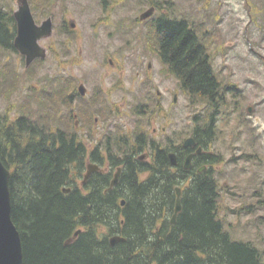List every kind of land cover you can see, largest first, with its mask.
I'll use <instances>...</instances> for the list:
<instances>
[{
    "label": "trees",
    "instance_id": "1",
    "mask_svg": "<svg viewBox=\"0 0 264 264\" xmlns=\"http://www.w3.org/2000/svg\"><path fill=\"white\" fill-rule=\"evenodd\" d=\"M147 24L159 58L194 111L189 134L196 146L201 137L212 142L221 99L205 43L208 32L192 17L160 14ZM14 37L11 7L0 0V54L15 53ZM13 79L12 70L0 68L1 95L15 90L7 87ZM145 107L136 113L145 114ZM65 123L52 128L27 115L10 119L0 113V160L10 172V215L23 264H264L255 246L234 241L223 230L214 164L201 173L197 167L186 171L178 135L155 142L140 127L109 132L108 170L92 173L82 184L86 162H97V151L89 156L81 136ZM144 150L149 160H138ZM170 153L176 155L175 166ZM118 166L117 183L110 187ZM176 187L181 211L171 224ZM115 235L125 242L110 245Z\"/></svg>",
    "mask_w": 264,
    "mask_h": 264
},
{
    "label": "rangeland",
    "instance_id": "2",
    "mask_svg": "<svg viewBox=\"0 0 264 264\" xmlns=\"http://www.w3.org/2000/svg\"><path fill=\"white\" fill-rule=\"evenodd\" d=\"M5 1L12 12L17 10V0ZM28 4L37 23L51 17L55 36L40 42L46 57L28 68L17 53L0 54V68L12 70L15 80L7 86L15 85V90L0 94V113L10 119L27 115L52 128L66 121L64 126L76 131L86 145L100 138L102 126L110 125L115 133L140 127L158 140L174 133L177 142L190 136L194 111L159 62L148 22L138 16L152 6L151 17H192L208 32L205 43L214 71L223 83L238 88L232 99L235 113L216 127L222 140L211 144L213 152L221 148L223 154L213 165L221 195L218 216L229 237L255 246L264 262V0H28ZM46 13L50 15L45 17ZM62 42L68 47L61 48ZM80 84L86 92L78 99L73 94ZM141 104H146L147 112L139 115Z\"/></svg>",
    "mask_w": 264,
    "mask_h": 264
},
{
    "label": "water",
    "instance_id": "3",
    "mask_svg": "<svg viewBox=\"0 0 264 264\" xmlns=\"http://www.w3.org/2000/svg\"><path fill=\"white\" fill-rule=\"evenodd\" d=\"M154 12V8L151 7L144 11L139 20L143 21L149 18ZM13 17L16 23V35L13 41L14 49L24 57L25 67H29L35 59H44L46 51L40 46L39 42L43 39L49 38L52 34V20L50 17L43 20L40 24L35 22L31 13L27 0H18L17 10L14 11ZM71 27H73L71 25ZM78 90L81 95H84L85 88L83 85L78 86ZM182 146L184 148H192L195 146V141L192 137L186 138ZM196 152H200L197 149ZM140 159L143 156L139 157ZM192 155H188L184 161V169H189L191 166ZM169 161L172 166L176 165V156L174 153L169 154ZM204 168H201V170ZM98 170V166L94 164H88L86 173L84 174L82 184L88 179V177ZM200 170V171H201ZM120 169L114 175V178L110 182V187L116 185ZM9 170L3 165L0 160V264H23V252L22 244L19 232L11 220V205H10V193H9ZM64 192H69V189H64ZM123 204V202L121 203ZM181 211V189L175 188V204L173 214L171 216L170 223L174 224L177 214ZM78 233V232H77ZM75 233V235L77 234ZM124 239L117 235L112 236L109 239L110 245H115L118 242H123Z\"/></svg>",
    "mask_w": 264,
    "mask_h": 264
},
{
    "label": "flooded vegetation",
    "instance_id": "4",
    "mask_svg": "<svg viewBox=\"0 0 264 264\" xmlns=\"http://www.w3.org/2000/svg\"><path fill=\"white\" fill-rule=\"evenodd\" d=\"M18 2V0H17ZM152 6H150L151 8ZM154 8V7H153ZM148 10V9H147ZM146 11V10H145ZM155 11V9H154ZM13 13V12H12ZM154 13V12H153ZM142 14V13H141ZM156 18V17H155ZM154 17H150L148 18L147 20H145L144 22H153L155 20ZM15 21V20H14ZM39 24V23H38ZM15 35H16V23H15ZM55 36V32L53 31V34L49 37V38H46V39H43L41 41H45V40H50L52 39L53 37ZM40 41V42H41ZM157 45V44H156ZM44 48V47H43ZM45 49V48H44ZM156 49H157V46H156ZM46 51V54H47V50L45 49ZM252 51V50H251ZM15 53H17L21 60H24V57L21 56L17 51H15ZM157 53V57H158V60L159 62L161 63L162 66L165 67L166 69V66L163 64V62L161 61V59L159 58L158 56V51L156 52ZM46 57V56H45ZM45 59V58H44ZM44 59H35L33 61V63H35L37 60L39 61H42ZM105 65V64H104ZM108 65L110 66H114L115 69H116V66L115 64L113 63L112 60H109L108 62ZM150 66V65H149ZM114 69V68H113ZM217 75V74H216ZM217 79L220 83V86H219V92H220V101H219V108L215 111V118H214V122H213V125H215V134H214V137H213V140L212 142L214 141H217L219 142L221 139V132H219V129H218V132L220 133V139L218 138V135H217V132H216V127L223 121H225L231 114L235 113L233 112V103H232V99L235 97V93L238 91V88L237 86L234 84V83H229V84H226V83H223L219 77L217 76ZM82 85V84H80ZM84 87V86H83ZM85 88V87H84ZM78 89V88H77ZM101 90V89H100ZM103 91V90H101ZM85 92H86V89H85ZM157 94L158 91H157ZM85 95V93H84ZM84 95H81L79 90L77 92V94L75 95V93L73 94V97L74 96H77L78 99H81V97H84ZM146 106V104H145ZM139 107V106H138ZM94 122H96V120H94ZM116 128L113 126V125H110V127H107V126H102V130L103 131H100V132H103V134L100 136L99 139L97 140H92V142L94 141V143H89L88 145H86L84 143V145L87 147L88 151H89V156H90V152L91 150L94 151L96 150V159H97V162L94 161V162H90L87 163L86 162V169H87V165L88 164H94L96 166H98V170L96 172H101V171H104V170H108V156H107V152L105 151L104 147H106V138H107V135L108 133H115L113 132ZM164 130V129H162ZM150 137L156 141H158V139L154 138L151 136V134L149 133ZM165 137V136H164ZM167 137V135H166ZM165 137V138H166ZM206 138V137H205ZM208 138L206 139H203L201 137V141H200V144L198 146H196L197 144L195 143V146L192 147V148H183V153H185V156H184V161L186 159V157L188 155H192V158H191V166L189 169H185L186 171H190L191 169H193L194 167H197L196 171L198 173H201L203 171H205L207 169V166L209 165H216V164H219L220 161H222V149L219 148L218 150L214 149L215 151L213 152L212 149H211V144L212 142L210 140H207ZM222 146V145H220ZM197 149H200V152H196ZM92 154V153H91ZM140 156H143L142 159H140L139 157ZM198 158V159H197ZM137 159L138 160H149V152L147 150H144L142 152H140L138 155H137ZM184 161L182 162V167H183V164H184ZM184 168V167H183ZM201 168H204L201 170ZM86 169L84 171V174L86 173ZM117 169H120V166L116 167L115 170L113 171L112 173V176H111V181L112 179L114 178V175L115 173L117 172ZM201 170V171H200ZM214 170V174L217 176L216 174V171H215V167L213 168ZM121 171V169H120ZM120 174V172H119ZM84 177V175H83ZM110 181V182H111ZM110 186V185H109Z\"/></svg>",
    "mask_w": 264,
    "mask_h": 264
},
{
    "label": "bare ground",
    "instance_id": "5",
    "mask_svg": "<svg viewBox=\"0 0 264 264\" xmlns=\"http://www.w3.org/2000/svg\"><path fill=\"white\" fill-rule=\"evenodd\" d=\"M186 178V177H185ZM124 238V237H123ZM125 242V241H124Z\"/></svg>",
    "mask_w": 264,
    "mask_h": 264
}]
</instances>
